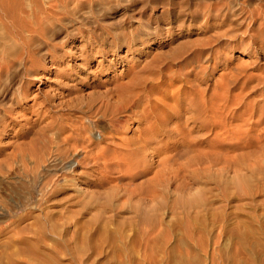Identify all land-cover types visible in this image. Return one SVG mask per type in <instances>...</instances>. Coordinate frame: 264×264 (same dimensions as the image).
Segmentation results:
<instances>
[{
  "label": "rangeland",
  "instance_id": "1",
  "mask_svg": "<svg viewBox=\"0 0 264 264\" xmlns=\"http://www.w3.org/2000/svg\"><path fill=\"white\" fill-rule=\"evenodd\" d=\"M142 1L37 0L23 23L37 46L0 95V264H264V0ZM148 20L160 35L130 41ZM98 107L111 133L77 141L96 164L42 158Z\"/></svg>",
  "mask_w": 264,
  "mask_h": 264
},
{
  "label": "bare ground",
  "instance_id": "2",
  "mask_svg": "<svg viewBox=\"0 0 264 264\" xmlns=\"http://www.w3.org/2000/svg\"><path fill=\"white\" fill-rule=\"evenodd\" d=\"M141 1V0H140ZM150 0H144V1H142L141 3H140V5H141V7H140V10H143L144 12H146V9L148 8V5H149V2ZM29 2V3H28ZM161 2H162V0H161ZM35 3H37V0H0V95H6L7 94V89H6V87H8L10 84H11V82L13 81L12 80V74L14 73V72H17V70L19 71H21V69L23 68V70H22V76L21 77H23V75H27L26 73L27 72H29V71H27V69L26 68H24L25 67V63L26 62H28V60H29V58L31 57H29V56H26V54H28L29 52H31V51H33V50H35L36 51V49L34 48V47H36L37 45L36 44H33L32 43V40H33V38H35L34 37V34L35 33H37L36 31H34V29H33V31L31 30V32L30 33H28V35H27V37L23 34L24 32H23V30H24V27H25V25L23 24V23H25L26 24V21H27V19H31L32 17H34L35 16V11H36V9H37V4H35ZM165 3H166V5H169V6H171V7H173V3H172V0H165ZM33 4V5H32ZM152 4V3H151ZM32 6V7H31ZM125 7V6H124ZM37 10H39V9H37ZM26 12V14H24ZM39 12V11H38ZM36 13H37V11H36ZM40 13V12H39ZM21 14L22 15H25L24 16V18H22L21 17ZM70 14V13H69ZM50 17V16H49ZM52 17V16H51ZM84 17V16H83ZM62 18V19H61ZM60 18V20H63V18L64 17H61ZM66 18V17H65ZM56 19V18H55ZM25 20V21H24ZM50 20V19H49ZM132 20V19H131ZM118 21V20H117ZM149 21L150 20H148V23L147 24H143V25H141V27L139 28V29H136V31H135V33H132V35H131V39H130V41H132V42H134V41H136L137 39H138V36H143V37H145V39L147 40V42L148 41H151V39H152V37H156V36H158V35H160L159 34V32H160V30H159V27L156 25V26H151L150 25V23H149ZM157 21H155V23H156ZM51 25V24H50ZM116 25V24H115ZM118 25V24H117ZM27 29V28H26ZM25 29V30H26ZM26 31H28V30H26ZM30 31V30H29ZM121 34V33H120ZM123 35V34H122ZM37 36V35H36ZM44 36V35H43ZM82 36V35H81ZM14 37V38H13ZM39 37V36H38ZM124 37V36H123ZM15 38H17V39H15ZM137 38V39H136ZM123 40V39H122ZM35 42H37V41H35ZM119 43V42H118ZM34 45H36V46H34ZM33 48V49H32ZM130 48V47H129ZM52 49H53V51L55 52V47H52ZM21 51V52H20ZM23 51H26V52H23ZM34 51V52H35ZM52 51V52H53ZM33 52V53H34ZM36 53V52H35ZM24 54H25V56H24ZM71 54H73V53H71ZM70 54V55H71ZM93 54V53H92ZM29 55V54H28ZM34 55V54H33ZM32 55V56H33ZM32 58V57H31ZM84 59V58H83ZM30 61V60H29ZM100 61V60H99ZM85 65V64H84ZM98 67H100V65H98ZM18 73V72H17ZM14 75V74H13ZM20 77V76H19ZM26 78V77H25ZM25 78H23V81L22 82H20V84L22 83L23 84V82H26V84L28 83L26 80H25ZM130 80V79H129ZM123 84V83H122ZM19 88H20V86H18ZM227 88V87H226ZM119 89V88H118ZM226 90V89H225ZM9 91H10V89H9ZM116 91V90H115ZM228 91V90H227ZM223 92H224V90H223ZM106 93V92H105ZM103 95V94H102ZM133 95V94H132ZM224 95H225V92H224ZM226 96V95H225ZM124 97V96H123ZM122 97V98H123ZM227 97V96H226ZM12 98V97H11ZM203 98V97H202ZM201 98V99H202ZM225 97H223V99H224ZM212 99V98H211ZM222 99V97H221V100H223ZM102 100V99H101ZM121 100V99H120ZM139 100V99H138ZM195 100V99H194ZM200 100V99H199ZM204 100V99H203ZM104 101H106V100H104ZM202 101V100H201ZM201 101H199V102H201ZM101 102V105H99V107L100 106H102V107H106V104L104 103V102H102V101H100ZM99 102V103H100ZM197 102H198V99H197ZM205 102V101H204ZM108 104L109 103H107V106H108ZM197 104V103H196ZM218 104V103H217ZM136 105V104H135ZM195 105V104H194ZM202 105H203V103H202ZM205 105H207V104H205ZM109 106H110V104H109ZM99 107H98V109L96 108L92 113L89 111V116H87V117H89L88 119H86V123L84 124V123H77V124H75V128H74V131L76 132V137H77V139L76 138H74L73 137V139L71 138V140H69V139H66L67 140V143H66V146H65V148L64 147H62V152L61 153H59L58 155L56 154H54V150L53 149H48L46 152L47 153H45V155H47V156H45L44 155V157H43V155H42V158H45V157H49V160L50 161H52V162H55L56 163V161H58V162H60V160L61 159H64V160H66L67 159V161L65 162V166H64V164H62L61 166H64L65 168H66V170H69V171H71L72 169H73V165H74V163L76 164V165H78L79 166V163L80 162H78V160L76 159V157L78 156V152H80L81 153V155H82V158H84L85 160L87 159H89L90 158V160H91V158L93 159V161H94V163L96 164L97 163V161H98V157H101L102 156V154H101V152H102V150L100 151V152H97L96 154H94V153H92V151L90 150V151H88V150H86L85 148H83L82 146H79V145H77V141L79 140V138L78 137H81V140L82 141H86L87 139H89V138H87V136H86V134L85 133H89L91 136L92 135H95V131L98 133V135H99V137H100V140H96V141H99V142H103L106 138H107V135H109L111 132H109L108 134H106V133H103V134H101L102 132L100 131V130H98V124H101V123H103L104 122V118H105V115L104 114H106L105 113V111H101L102 109H101V107H100V111H101V114H99L100 112L98 111L99 110ZM196 107V106H195ZM218 107V106H217ZM216 107V108H217ZM107 108V107H106ZM110 109L112 108V107H109ZM90 109V108H89ZM88 109V110H89ZM105 109V108H104ZM120 109V108H119ZM124 109H125V107H124ZM201 109V108H200ZM204 109V108H203ZM210 109V108H209ZM215 109V108H214ZM106 110H108V109H106ZM116 110V109H115ZM115 110L113 111L112 110V114H113V116L116 114V112H115ZM199 111V110H198ZM102 112H104V114L102 113ZM106 112H108V111H106ZM117 112H118V114H119V112H120V110H117ZM122 112V111H121ZM201 112V111H200ZM86 113V112H85ZM134 113V112H133ZM188 113V112H187ZM111 113H110V115H112ZM208 115V114H207ZM86 117V118H87ZM115 117V116H114ZM147 117V116H146ZM202 117V116H201ZM187 118H188V116H187ZM196 118V117H195ZM213 118H215V117H213ZM110 119V126H109V128H110V131L114 128V126H115V124H117V123H119V119H113L112 117L111 118H109ZM164 120V119H163ZM162 120V121H163ZM192 120V119H191ZM187 121V120H186ZM200 121H201V119H200ZM208 121V120H207ZM123 122V121H122ZM201 124H203V121L201 122ZM121 125V124H120ZM156 125V124H155ZM195 127V126H194ZM191 129V128H190ZM98 130V131H97ZM171 130V129H170ZM73 131V130H72ZM225 132V131H224ZM74 133V132H73ZM84 134L85 136H81V134ZM144 134V133H143ZM170 132H166V131H162L161 129L159 130H157L156 132L155 131H150V132H148V134H147V136H145L146 138H140V141L138 142L137 141V143H139L138 144V146H143V147H146V146H151V145H153L154 143H156L157 141V139L158 138H160V137H170ZM218 134V133H217ZM219 134H222V133H219ZM215 136H218V135H215ZM86 137V138H85ZM93 137V136H92ZM65 140V141H66ZM198 140V139H197ZM200 140V139H199ZM91 141V140H90ZM50 142H52V141H50ZM54 142V141H53ZM79 142V141H78ZM135 142V141H134ZM133 143V142H132ZM137 143H135V144H137ZM54 144V143H53ZM127 144V143H126ZM129 144V143H128ZM55 145V144H54ZM53 145V146H54ZM134 145V144H133ZM53 146H52V148H53ZM129 146V145H128ZM131 146V145H130ZM55 147H56V145H55ZM143 147H141V148H143ZM192 147V146H191ZM64 148V149H63ZM78 148H82V150L84 151V152H82V151H79V149ZM138 149H140V148H138ZM151 149V148H150ZM149 149V150H150ZM192 149H194L193 147H192ZM191 149V150H192ZM146 150H147V148H146ZM152 150H153V148H152ZM197 150V149H196ZM56 151V150H55ZM105 151V150H104ZM103 151V152H104ZM130 151V150H129ZM134 151V150H133ZM151 151V150H150ZM73 152V153H72ZM154 152H157V150H154ZM188 152V151H187ZM194 152V151H193ZM200 152V151H199ZM83 153V154H82ZM135 153H136V151H135ZM152 153V152H151ZM43 154H44V152H43ZM70 154H71V157H70ZM154 154V153H153ZM205 154V153H204ZM204 154H202V155H204ZM80 155V154H79ZM135 155V154H134ZM196 155H200L199 153L198 154H196ZM196 155L194 156V157H196ZM201 155V156H202ZM212 155V154H211ZM71 158V159H69V157ZM131 156V155H130ZM140 156V155H139ZM192 156V155H191ZM135 157H137V156H135ZM134 157V158H135ZM157 157V156H156ZM207 157H208V155H207ZM131 158V157H130ZM129 158V159H130ZM141 158H142V156H141ZM190 158L191 157H189L188 159L190 160ZM47 159V158H46ZM136 159V160H135ZM134 160L133 159H130V163L129 164H131L130 166H134L137 162V159L138 158H135ZM97 160V161H96ZM139 161H140V159H138ZM168 159H166V161H167ZM192 160V159H191ZM197 160V159H196ZM195 160V161H196ZM128 161V160H127ZM165 161V160H164ZM165 161V162H166ZM169 161L170 160H168V163H169ZM194 161V160H193ZM43 162H46V160L45 161H43ZM91 162V161H90ZM136 162V163H135ZM188 162V161H187ZM190 162H192V161H190ZM197 162H199V160L197 161ZM47 163V162H46ZM46 163H45V165H46ZM200 163V162H199ZM201 163H203L202 161H201ZM48 164V163H47ZM50 164H52V163H50ZM56 164H60V163H56ZM82 164V163H81ZM87 164V163H86ZM88 164H89V162H88ZM94 164V165H95ZM104 165H105V163H103ZM192 164H193V162H192ZM229 164V163H228ZM231 164V163H230ZM39 165V164H38ZM43 165V164H42ZM103 165V166H104ZM197 165V164H196ZM210 165V164H209ZM51 166V165H50ZM54 166V165H53ZM58 166V165H57ZM187 166V165H186ZM185 166V167H186ZM135 167V166H134ZM42 168H43V166H42ZM49 168V167H48ZM51 168V167H50ZM62 168V167H61ZM128 168V167H127ZM130 168V167H129ZM183 168V167H182ZM191 168V167H190ZM53 169V168H52ZM131 169V168H130ZM129 169V170H130ZM193 169V168H192ZM44 170V169H43ZM49 170V169H48ZM56 170V169H55ZM63 170H64V168H63ZM62 170V171H63ZM65 170V171H66ZM132 170V169H131ZM118 171V170H117ZM123 171V170H122ZM46 172V171H45ZM120 172V171H119ZM118 172V173H119ZM125 172H127V171H125ZM172 172V171H171ZM121 174H122V172H121ZM173 176V175H172ZM169 177H170V175H169ZM174 177V176H173ZM156 179V178H155ZM158 181V180H157ZM169 182V181H168ZM43 186L42 187H40L41 189L44 187V184H42ZM39 188V189H40ZM45 190V189H44ZM42 191V190H41ZM155 195V194H154Z\"/></svg>",
  "mask_w": 264,
  "mask_h": 264
}]
</instances>
